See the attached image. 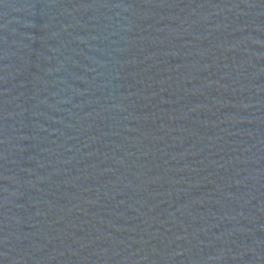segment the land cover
I'll return each mask as SVG.
<instances>
[{
  "label": "water",
  "instance_id": "1",
  "mask_svg": "<svg viewBox=\"0 0 264 264\" xmlns=\"http://www.w3.org/2000/svg\"><path fill=\"white\" fill-rule=\"evenodd\" d=\"M0 264H264V0H0Z\"/></svg>",
  "mask_w": 264,
  "mask_h": 264
}]
</instances>
